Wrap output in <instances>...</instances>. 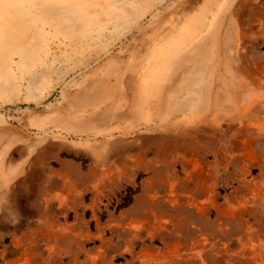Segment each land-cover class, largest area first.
I'll list each match as a JSON object with an SVG mask.
<instances>
[{"label":"bare ground","instance_id":"1","mask_svg":"<svg viewBox=\"0 0 264 264\" xmlns=\"http://www.w3.org/2000/svg\"><path fill=\"white\" fill-rule=\"evenodd\" d=\"M250 2L0 0V106L32 101L31 127H53L32 137L30 126L12 128L0 113V225L22 219L23 207L12 200L29 192L27 171L42 144L64 133L110 141L128 124H143L163 137L176 129L193 136L226 120L231 107L237 114L227 119L247 124L246 131L255 124V138L263 139L264 79L252 82L242 63L241 17ZM57 89L62 106L41 110ZM13 246L15 261L29 264L30 248L17 231Z\"/></svg>","mask_w":264,"mask_h":264},{"label":"rangeland","instance_id":"2","mask_svg":"<svg viewBox=\"0 0 264 264\" xmlns=\"http://www.w3.org/2000/svg\"><path fill=\"white\" fill-rule=\"evenodd\" d=\"M241 18L242 63L264 62V0H251ZM61 92L41 110L62 106ZM29 107L36 103L2 104L0 113L32 137L52 133L31 127ZM236 114L227 107L226 120L193 136L128 124L110 141L90 132L50 138L27 171L29 192L12 200L22 219L0 225V264H21L14 231L29 264H264V138L255 124L246 131L227 119Z\"/></svg>","mask_w":264,"mask_h":264},{"label":"crops","instance_id":"3","mask_svg":"<svg viewBox=\"0 0 264 264\" xmlns=\"http://www.w3.org/2000/svg\"><path fill=\"white\" fill-rule=\"evenodd\" d=\"M246 64V63H245ZM246 69H250L253 73L251 81L254 82L255 78H261L264 79V62L261 63H254L253 66L246 64ZM258 69V70H257Z\"/></svg>","mask_w":264,"mask_h":264}]
</instances>
